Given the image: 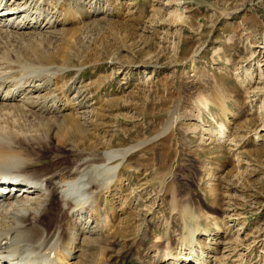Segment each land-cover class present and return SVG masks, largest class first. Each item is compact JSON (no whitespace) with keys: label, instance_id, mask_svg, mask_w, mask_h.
<instances>
[{"label":"rangeland","instance_id":"obj_1","mask_svg":"<svg viewBox=\"0 0 264 264\" xmlns=\"http://www.w3.org/2000/svg\"><path fill=\"white\" fill-rule=\"evenodd\" d=\"M55 1H38L44 14L57 10L55 26L0 39V76L57 68L56 84L40 93L71 98L67 114L84 133L69 130L75 138L47 149L42 137L61 118L39 127L9 118L0 130L39 136L33 144L44 159L62 163L76 150L148 140L174 117L166 133L126 157L121 179L101 195L103 220L115 218L113 227L101 221L98 235L83 216L89 223L74 259L173 264L161 252L187 254L192 236L217 248L207 253L214 264H264V0ZM219 123L227 125L223 138Z\"/></svg>","mask_w":264,"mask_h":264},{"label":"bare ground","instance_id":"obj_2","mask_svg":"<svg viewBox=\"0 0 264 264\" xmlns=\"http://www.w3.org/2000/svg\"><path fill=\"white\" fill-rule=\"evenodd\" d=\"M38 1L0 0V39L4 35L20 34L19 29H37L46 25L51 28L55 26L59 22L53 18L54 15L56 17L57 10L56 14L50 15L46 12L48 7L45 8L44 12L48 13L50 17L43 13ZM63 1L56 0L54 3L61 5L60 3ZM41 3L40 5H42ZM50 9H52V5ZM94 10L99 12L102 9L95 5ZM21 68L19 69L21 72L19 71L17 74L6 72L8 75L5 80L2 79L3 75L0 76V117L2 118L0 120L5 123L9 118L14 121L26 119L28 124L35 122L38 125L42 122L43 124L48 123V120L63 119L60 120L63 122H60L53 132L49 130L44 133L42 140H45L47 149L62 148L70 140L69 135L73 136L69 130H72L73 134L83 135L84 131L80 129L79 123L67 114L69 113L67 110L71 109V98L62 94L61 91V94L59 92L47 94L50 92L46 93L45 91L48 90L46 88L44 89L45 93H40L43 91L42 86L56 84L55 81L53 82L55 79L53 77L59 70L52 66L36 67L34 65ZM6 73L4 72V74ZM247 75L250 77L249 73ZM201 103L204 108L208 107L207 101ZM220 108L222 112L227 111L225 103L221 104ZM66 118H70V120L68 121ZM65 120L68 122L66 123ZM173 121L174 117H170L161 131L148 140L122 148H109L101 151L76 150L71 157L67 158V161H62V163H52L51 161L50 163L44 159L43 147L33 144V142L38 144L39 136L37 139L31 134H16L4 131L5 129L0 130V264H81L82 262L79 263L74 258L77 257L75 251L81 244L78 240L79 236L85 232L87 223H89L83 216L91 217V223L95 224H93L94 227L97 226L93 232L99 235L101 232L100 222H106L107 219L104 216L105 220H103L100 208L101 195L120 178L118 176L119 169L126 157L146 142L166 133ZM4 123L2 124L4 125ZM10 125L12 126L11 123ZM13 127L11 130H14ZM226 131V123H219L216 133L223 138ZM80 137L76 140H79ZM71 140L73 141V139ZM53 141L54 144H52ZM76 146L75 144L74 147ZM46 162L48 164H45ZM188 211V207L184 206L180 213ZM50 213L52 216L46 220ZM110 223L112 224V222ZM188 244L189 252L184 253L183 256L173 253L169 251L171 248L165 247L163 250L169 249L161 252L160 260L171 257L173 264H187L188 262L214 264V260H211L212 256L207 253L213 252L214 254L217 251L216 247L202 246L192 236ZM198 244L201 248L200 254L196 252ZM72 249H75L74 254H71Z\"/></svg>","mask_w":264,"mask_h":264}]
</instances>
